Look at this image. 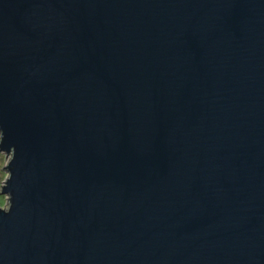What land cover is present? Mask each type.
<instances>
[{"label": "water", "instance_id": "obj_1", "mask_svg": "<svg viewBox=\"0 0 264 264\" xmlns=\"http://www.w3.org/2000/svg\"><path fill=\"white\" fill-rule=\"evenodd\" d=\"M0 151V264H264V0H0Z\"/></svg>", "mask_w": 264, "mask_h": 264}, {"label": "rangeland", "instance_id": "obj_2", "mask_svg": "<svg viewBox=\"0 0 264 264\" xmlns=\"http://www.w3.org/2000/svg\"><path fill=\"white\" fill-rule=\"evenodd\" d=\"M6 153L1 152L0 151V193L2 190V186L6 185V183L4 181H6L9 173L7 170H1L3 168H6V166L8 165L9 161H10V156L7 155L6 157ZM7 198L8 196L4 195V194H0V208L1 209H6L7 208Z\"/></svg>", "mask_w": 264, "mask_h": 264}]
</instances>
